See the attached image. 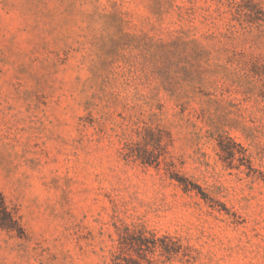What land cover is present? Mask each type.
<instances>
[{
  "label": "rangeland",
  "instance_id": "obj_1",
  "mask_svg": "<svg viewBox=\"0 0 264 264\" xmlns=\"http://www.w3.org/2000/svg\"><path fill=\"white\" fill-rule=\"evenodd\" d=\"M228 4L0 0V264H112L126 228L264 264V21Z\"/></svg>",
  "mask_w": 264,
  "mask_h": 264
},
{
  "label": "trees",
  "instance_id": "obj_2",
  "mask_svg": "<svg viewBox=\"0 0 264 264\" xmlns=\"http://www.w3.org/2000/svg\"><path fill=\"white\" fill-rule=\"evenodd\" d=\"M228 2L227 10L222 11V13H229L232 16L231 21L227 22L228 25L233 26L234 20H237V22L245 28L252 25H262L264 21V0H228ZM153 132L154 131L150 129L145 131L143 140L146 144L151 140L152 136H154ZM154 142L159 144L158 142H161V140L155 138ZM221 142L220 140L222 149L226 150L230 157H235V152L231 148H223ZM128 150V154L129 152H134L131 146L128 147ZM154 150L149 151L145 147L142 154H137V158L143 163L152 164L154 161L157 162L159 157L156 156ZM172 177L180 184H184L185 190L191 189L185 184V180L182 176L172 174ZM0 228L18 235H22L24 232L19 217L9 208L1 190ZM151 236L152 237L149 238L142 231L136 232L126 228L120 236L119 251L113 253L112 264H145V260L148 262L147 264H160L158 259L149 258L148 253H154L155 250L162 249L167 253L169 259L176 257L180 253L182 246L177 239L170 236L157 237L155 234ZM166 240H169V242L166 243ZM126 249L132 251V253L125 254L124 251Z\"/></svg>",
  "mask_w": 264,
  "mask_h": 264
}]
</instances>
